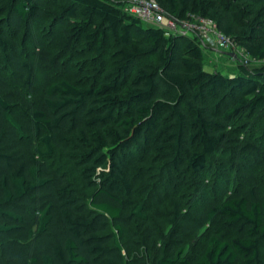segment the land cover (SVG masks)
<instances>
[{"label": "trees", "instance_id": "16d2710c", "mask_svg": "<svg viewBox=\"0 0 264 264\" xmlns=\"http://www.w3.org/2000/svg\"><path fill=\"white\" fill-rule=\"evenodd\" d=\"M156 1L212 19L249 60L206 70L197 36L165 35L120 0H0V264H129L132 226L152 264H264V192L205 209L175 194L176 174L213 156L264 151V0ZM45 21L86 71L49 81L38 107L23 44Z\"/></svg>", "mask_w": 264, "mask_h": 264}, {"label": "rangeland", "instance_id": "374dc122", "mask_svg": "<svg viewBox=\"0 0 264 264\" xmlns=\"http://www.w3.org/2000/svg\"><path fill=\"white\" fill-rule=\"evenodd\" d=\"M48 23L49 21H45L30 28V36L23 44L25 50L23 59L28 62L33 76L35 92L32 94V98L38 107L41 106L40 91L49 81L60 76L73 79L75 71H79L78 75L86 71L84 61L87 55L85 52L79 50L80 47L78 46L71 47L68 51L60 50L58 44L60 29L58 25L50 26ZM143 24L149 25L144 22ZM227 53L209 46H203L204 68L231 75L237 71L238 64L245 59L249 60L244 51H239V55L236 54V57L229 56ZM78 65L79 68L76 69ZM12 98L19 102L22 93H17L14 90ZM231 139L228 144L230 146L236 145L233 142L234 137ZM244 142H246V136L240 135L237 144L242 145ZM263 152L261 150L256 155L251 153L248 157L231 153L225 159L216 155L208 162L206 173L198 176L186 172L176 174L175 183L178 188L175 194L181 202V206L188 205L205 209L213 202L223 198L224 195L249 196L251 186L254 187L256 194L264 192ZM206 226L189 239V244L185 248L186 253L199 251L204 247L206 236L203 233ZM120 242L123 244L122 253L129 264H152L151 247H146L143 244L140 230L136 226L125 228L120 237ZM262 258L264 259V251H262Z\"/></svg>", "mask_w": 264, "mask_h": 264}, {"label": "built area", "instance_id": "2783aa9c", "mask_svg": "<svg viewBox=\"0 0 264 264\" xmlns=\"http://www.w3.org/2000/svg\"><path fill=\"white\" fill-rule=\"evenodd\" d=\"M123 9L142 22L157 26L165 35L180 34L197 36L202 46H209L224 52L239 55L244 51L230 36L224 34L216 23L205 16L189 13L186 18L179 19L165 12L156 0H120ZM247 59L243 60L245 63Z\"/></svg>", "mask_w": 264, "mask_h": 264}, {"label": "water", "instance_id": "95a60500", "mask_svg": "<svg viewBox=\"0 0 264 264\" xmlns=\"http://www.w3.org/2000/svg\"><path fill=\"white\" fill-rule=\"evenodd\" d=\"M227 54H228L229 56L236 57V54H235V53L228 52Z\"/></svg>", "mask_w": 264, "mask_h": 264}]
</instances>
